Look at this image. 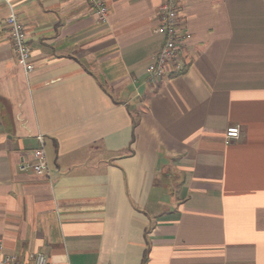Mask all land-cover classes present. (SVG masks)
I'll use <instances>...</instances> for the list:
<instances>
[{
	"label": "crops",
	"instance_id": "1",
	"mask_svg": "<svg viewBox=\"0 0 264 264\" xmlns=\"http://www.w3.org/2000/svg\"><path fill=\"white\" fill-rule=\"evenodd\" d=\"M0 0V238L54 264H264V0ZM183 71V72H182ZM181 72V73H180ZM241 138L226 143V131ZM44 135L48 174L30 166ZM23 168H25L23 170Z\"/></svg>",
	"mask_w": 264,
	"mask_h": 264
},
{
	"label": "built area",
	"instance_id": "2",
	"mask_svg": "<svg viewBox=\"0 0 264 264\" xmlns=\"http://www.w3.org/2000/svg\"><path fill=\"white\" fill-rule=\"evenodd\" d=\"M9 7L10 13L6 19L8 33L11 39L13 50L18 62L25 68L27 73L34 70L31 62V49L28 46V36L24 24L19 20L15 12L12 0H3ZM97 19L101 23H106L109 18V7L106 0H87ZM181 19L179 7L176 0H166L160 11V25L156 33L164 38V44L161 50L156 54L149 64L148 71L154 80H160L167 75V69L180 51ZM241 138V127L231 126L226 131V143ZM39 146L34 151V162L29 168L38 174H48L50 164L45 151L44 135L38 136ZM25 168H23L24 170ZM0 264H54L46 254L42 252L32 253L28 256V261L22 260L15 254L5 252L4 242L0 238Z\"/></svg>",
	"mask_w": 264,
	"mask_h": 264
},
{
	"label": "trees",
	"instance_id": "3",
	"mask_svg": "<svg viewBox=\"0 0 264 264\" xmlns=\"http://www.w3.org/2000/svg\"><path fill=\"white\" fill-rule=\"evenodd\" d=\"M183 72V71H182ZM181 73V72H180Z\"/></svg>",
	"mask_w": 264,
	"mask_h": 264
}]
</instances>
